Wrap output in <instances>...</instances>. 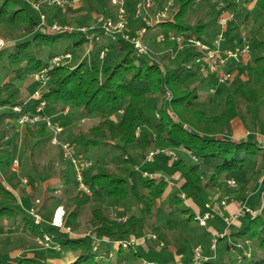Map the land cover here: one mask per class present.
Listing matches in <instances>:
<instances>
[{
	"label": "trees",
	"instance_id": "obj_1",
	"mask_svg": "<svg viewBox=\"0 0 264 264\" xmlns=\"http://www.w3.org/2000/svg\"><path fill=\"white\" fill-rule=\"evenodd\" d=\"M102 1L111 3V0ZM193 1L179 0V8L172 19L156 25L167 28V32L196 36L207 41L206 26L198 25L194 28L183 24L189 5ZM217 1L226 12L233 16L238 15L240 0ZM249 1H253L257 15H263L262 23L254 30L255 35L262 36L264 0H245V3ZM31 9L33 10L22 0H0V23L22 24V30L26 34L24 39L17 41L8 61L9 68L20 79L25 76L26 70L36 74L44 68H49L50 58L58 55L56 45L61 38L83 35L82 39L65 50L73 54L87 42L86 35L81 32L56 34L40 28L41 17L32 13ZM253 15L248 13L246 18L255 20L257 16ZM234 27V22H230L226 29L227 45L233 40ZM101 50L106 51L103 59L100 57ZM238 66L243 67L241 73L244 78L225 95L220 112L210 115L199 107L205 103L203 101L205 98L198 93L197 86L190 89L186 85L187 80L197 73V70L184 76L185 63L163 67L149 56L136 54L132 44L124 37L112 41L106 39L99 30L98 35H94L90 55L83 57L74 67L57 65L51 68V80L43 95L47 101L45 112L53 116L54 120H63L69 115L77 121L90 117L98 118L86 130L79 129L75 133L72 144L74 151L78 157L93 158L94 151L105 150L106 154L108 153L106 156L95 155L96 170L90 175L86 174L87 182L95 193H103L112 199H134L137 214L125 220L111 219L103 209L95 208L90 219L94 235L89 233L83 237H73L71 234L78 228L80 209L94 203L92 194L80 193L68 199L67 212L61 227L43 221L37 223L23 208L17 195L24 194V190L21 186L22 178L14 168L17 151L8 134L9 121L14 122L10 126L11 129L18 124V114L11 111L3 114L8 117V123L0 126V220H12L15 228L28 230L40 237L48 236L52 238L53 244L59 245L60 248L74 250V258L65 264H100L103 253L101 249L110 252L108 249L110 244L129 241L130 236L148 233L155 235L156 238H147V245L143 246L147 247L149 252L163 250L161 261L165 264H174L170 252L166 251L171 241L160 223L162 207L157 206L158 200L162 199L169 187L170 179L182 180L181 189L190 194V199L199 209L197 213L204 215L209 210L207 204H212L213 209L214 202L210 199L209 203L203 205L198 203L201 192H209L211 198L210 192L213 189H224L227 177L242 174L239 181L242 183V189L249 186L250 191H253L259 187L257 199L252 206L259 212L256 216L247 214L250 218L245 223L236 221L230 226H227L224 214L214 213L207 221L206 227L209 228V233L215 234L217 243L227 242L225 255L218 259L211 254L207 255L208 258L203 264H235V260L229 257V252L236 254L237 261L264 264V257L257 251L252 252L248 258L245 247L238 244L240 241H251L258 249L264 251V180L261 181L264 165H255L251 177L245 174L249 157L262 152L255 140L236 141L226 136L233 122L245 114L248 106L264 99V39L253 46L251 61L238 63ZM237 74L239 73H234L233 78ZM203 81L212 83L215 80L204 77ZM166 90L170 91L171 100H167ZM22 92V89L12 81L1 84L0 108L12 109L14 106L22 105L24 111H29L22 98ZM209 103H212L211 98ZM67 107L70 110L65 114L64 110ZM39 125L36 129L26 127L25 138L37 140L50 138L51 133L46 125ZM108 146L122 152L111 157ZM131 148L139 150V155L156 148L181 149L186 154L196 157L197 162L171 158L170 163L168 156L159 154L155 162H149L145 167L141 165L142 170L155 176H144L136 169L140 166V157L129 152ZM107 164L113 165L116 171H110ZM207 164L214 166L209 177H206L203 168V165ZM66 179L69 180L67 177ZM175 190L177 191L174 192L170 208L175 205L179 212L188 215L184 221V225H188L195 220L196 211L187 206L180 208L179 204L183 203V200L178 188ZM244 214L241 217H245ZM216 220L224 223L223 228L227 230V232L223 230L226 233L224 236H220L223 231L214 230V233L213 226ZM97 239L100 240L99 243H96ZM233 239L236 240L235 243L232 242ZM160 243H163L165 248H161ZM138 247L140 244L134 243L125 249L119 244L117 259H120V254L128 249H131L132 256L140 257L141 253L135 249ZM178 250L180 248H177ZM185 257L184 263L191 264L193 256ZM158 263L160 264V261ZM16 264L48 263L34 257H20Z\"/></svg>",
	"mask_w": 264,
	"mask_h": 264
},
{
	"label": "rangeland",
	"instance_id": "obj_2",
	"mask_svg": "<svg viewBox=\"0 0 264 264\" xmlns=\"http://www.w3.org/2000/svg\"><path fill=\"white\" fill-rule=\"evenodd\" d=\"M22 1L30 5L33 8V10L31 9V12L35 13V15H37L38 17L44 15L45 21L50 24H54L55 22H57L62 25L87 29V32L84 33L86 35L87 42L83 43V46H81V48L77 50V53H72V58L67 64H65L66 66L70 67H74L81 61L83 57H85L86 55H90L93 39L90 40L88 37H93L95 34L98 35L99 30L101 29L99 28V17H115L117 16L118 11L121 7V5L114 4L113 0H111V3L109 4L103 2L102 0H80V2L72 3L66 8L55 7L47 3L46 0ZM169 1H172L173 3L166 12L167 17L165 18L161 15V11H163V8L168 4ZM38 5L40 6L38 7ZM139 5L142 6L140 11ZM179 5V0H124L123 6L125 8L126 19L128 21L127 36L130 38L135 37L142 28H145L148 31L152 27H158L156 23L171 20L173 14L178 10ZM35 6L37 8H35ZM256 11L257 10L254 7L253 1L245 3V0H240V9L238 15H232L233 18L231 22H234L235 27L233 29V40L231 43H229L230 46L234 47L240 44L241 39L246 38L248 41H250L251 47L253 48V46L256 45L258 41L264 39V35L257 36L254 33L255 28L263 21V15L259 14L258 16ZM225 13L229 14L221 5H219V2L217 0H194L189 5V11L187 17L183 21V24L193 26L194 28L198 25L206 26L205 33L208 39L207 42H213L219 32L223 30L219 22L221 17L224 16ZM248 13L251 15L255 14V16H257L256 19H247L246 16ZM229 23L225 27V35ZM170 33L176 32H167V30H165V32L159 33L157 37V43L153 41L154 39L150 41L149 37L145 35L144 42L150 50L149 57L157 61L163 67L165 65L174 67L185 63V70L183 74L184 76H187L191 71H196V64L193 57L194 50L192 49V47L181 50L178 49L177 43L175 41L166 42V40H162V36H164V38H169ZM118 35L119 37H124L120 33ZM24 37H26V34L22 30V24L12 25L7 22L0 23V85L5 83L6 81L14 82L23 91L22 98L26 104L27 109L29 110V113H34L38 102L37 100L32 98V95L38 90L43 92L46 91L51 80V68H54L56 65L51 64L53 58H50L51 65L48 68L49 80L47 82V85H43L38 82L34 77L35 74L31 73L29 70H26V74L22 79L18 78L16 74L9 68L8 61L10 53L15 49V44L17 43V41L24 39ZM82 38V34H76L70 37L61 38L56 45V53L63 54L67 47L73 45L76 41ZM105 38L107 39L108 37L105 36ZM226 42L228 43V40ZM166 50H168V53L166 52ZM172 50L175 51L174 56H172L169 52ZM232 65H234V67L238 66V64L235 62H233ZM232 71L234 72V70ZM242 71L243 67H239V69H237V72L239 74L235 75L234 78L224 84H218L216 78H214L213 76L205 75L197 71V73H195L189 78V80H187L186 85L190 89H193L197 86L198 93L205 98L203 99L205 103L199 107L206 110L210 115H215L220 112L221 104L225 95L230 92L242 78H244L243 73H241ZM204 77H207L208 79L213 78L215 81L212 83H209V81L204 82ZM167 92L168 90H166L165 96L167 100H169ZM210 98L212 99L211 104L209 103ZM11 111L12 109L10 107L0 108V126L7 124L9 120L8 117L5 115L3 116V114ZM155 113H157V111ZM97 120V117H90L77 121L76 119L70 117V115L63 120H55L56 123H58L60 126H63L65 129L62 135L58 137V141L66 140L69 141L72 145L74 143L73 137L75 133L79 129L86 130ZM236 120L237 123L236 121L233 122L231 130L226 134V136L234 137L235 135L233 134V131L235 132L238 124L244 133L242 136H239L237 138L238 140L236 139V141L245 139L255 140L257 141V143H259L260 150L262 152L257 156L249 157V163L245 168V174L248 177H251L255 165H264V140L262 139L264 137V99L256 104L248 106L245 114L242 117L237 118ZM9 122V139L13 143L17 151L16 159L14 160V168L19 172L22 178L21 186L24 190V194L17 193V195H19V201L22 206L29 203L30 207H28V209H26L24 206L23 208L30 215H32V212H35L40 215L41 221L61 227L64 222L63 218H65L67 212L68 199L71 196L83 193L79 190L76 183L74 164L70 160L63 159L60 144L53 141L52 133L49 128L46 127L47 130L51 133V136L48 139H26V127L36 129L40 125H28L25 127H21L16 123L15 127L11 129L10 126L11 124H14V122ZM15 128L18 129L16 130ZM108 150L109 154L112 155L111 157H115L122 152L120 149L113 150L111 146H108ZM162 150L171 151L176 154V157L174 158L169 157L166 154V157L168 156V159L170 158L169 162L171 158H173V160L183 158L187 162L191 163L197 162V159H195L194 156L186 154L181 149L156 148L139 155V150L131 148L129 152L136 156L139 155L140 166L136 167V169L140 170V172L144 175V172L146 171L142 170L141 165L144 167L147 166V163L149 162H147L146 160L150 153L160 152ZM97 151H94V157L95 155H98V157H102L108 154H106L105 150L98 152ZM158 155L159 154H156V156H154V158L152 159V163L158 160ZM94 157H80L92 163V165L85 170V175H90L91 173L95 172L96 169L94 168ZM16 160H18L19 162L18 166L15 164ZM84 162L85 160H81L80 165H84ZM107 167L110 169V171H116L115 167L111 164H107ZM213 167V164L203 165L206 177L212 175ZM175 175L178 177L177 173ZM66 177L69 179L68 181ZM263 178L264 170L261 175V181ZM241 179L242 174H234L233 176L227 177L225 179L226 185L223 190L213 189L210 192H217L219 194L214 196L212 199V202H215L214 205L219 208H225L226 206H228L226 200V196L229 195L228 193L240 194V203H242L241 206H239L235 212H230L229 216L226 218V221L229 218L231 219L232 216H235L238 213H242L241 209L243 207H245L246 209L250 208L252 210V206L257 199V195L252 197L251 200L250 198L245 199L247 193L250 192V188H248L249 186H247L246 189H242V183L239 182ZM229 180H235L237 183L235 185H230L228 184ZM28 185H31L34 191L33 195H31L30 198H27L26 186ZM181 185L182 180L170 179L169 187L167 188L166 193L164 194L162 199L158 200L157 202V206L162 207V219L160 223L162 224L163 230L166 232L168 238L171 241V245L167 248L166 251L169 253L171 248V251H176L177 248H180V250H178V253H182L185 256L190 255L192 257L195 248L201 246L205 256H209L211 254V256H215V259L223 257L225 255L227 242L220 241L219 243H217L215 241L216 248L212 250L211 248L212 243L214 242L213 240L216 239L215 234L209 233V228L204 225L207 224V221L214 216V213L221 211L217 210L216 208L212 209V206H210L207 212H210L212 217H210L205 222L204 219L198 221L196 217L197 215H199L197 213L199 209L197 208V205L190 199V194L185 189H181ZM175 188H178L179 195L183 200V203L179 204L180 208H185V206H187L189 208H193L194 211H196L195 220L189 222L188 225H184V221L188 215H184L179 212L175 205H173V207L171 206L172 208H170L174 192L177 191L175 190ZM183 193H185L186 197H183ZM91 194L93 195L94 203L85 205L80 209V215L77 221L78 228L75 231H72L71 235L73 237H83L88 235L89 233L94 235V227L90 224V219L92 217V211L95 208L103 209V211L111 219L125 220L131 215L137 214L138 212L136 201L132 198L127 200L112 199L111 197L103 193H95L94 190H92ZM209 195L210 194L207 191L201 192L198 203H200L201 205H203L204 203H209V200L211 199ZM59 209H62L63 216L61 215L60 221L56 222V214ZM244 215L245 217H242L240 220L243 223H245V221L250 218L247 213H245ZM239 218L240 217H237L234 222H236ZM215 222L216 223L213 226V231H223L224 223H220L217 220ZM14 226L15 225L12 220H0V264H16L17 259L20 257H34L39 261L47 262L48 264H65L68 260L74 258V250H64L60 248L59 245L53 244L52 238L49 237L50 240H47L46 236L40 237L28 230L18 229ZM21 227H23V225H21ZM224 231L222 232V234L224 233ZM225 234L226 233H224V235ZM151 237L156 238L155 235H152L150 233L140 236H130L133 241L132 243L140 244V247L135 248L141 253L140 257L132 256L131 249H128L124 250L122 254H120V259H117L120 242L118 241L110 244L108 246L110 252L106 250L102 251L101 249V252L103 253L101 255L100 264H159V261L160 264H165L163 261H161L164 253L163 250H151V252H149L147 247L143 246L147 245L146 240L147 238ZM235 241V239L232 240V242L234 243ZM96 243H98V241H96ZM238 244L242 245L246 249L247 244L245 241H240L238 242ZM250 245L252 246V252L257 251L260 256L264 257L263 250L258 249V246L251 241ZM181 246L183 247L181 248ZM129 247L130 245H128L126 248ZM160 247L165 248L163 243H160ZM229 257L235 260V264H251L250 261H237L236 254L234 253L229 252ZM191 264L193 263L191 262Z\"/></svg>",
	"mask_w": 264,
	"mask_h": 264
},
{
	"label": "built area",
	"instance_id": "obj_3",
	"mask_svg": "<svg viewBox=\"0 0 264 264\" xmlns=\"http://www.w3.org/2000/svg\"><path fill=\"white\" fill-rule=\"evenodd\" d=\"M151 1V0H150ZM47 3L58 7V8H66L67 6H70L72 3H78L80 0H46ZM124 0H113L114 4L121 5L120 10L118 11L117 16L115 17H105V16H100L99 17V22L101 28V32L104 34V36L108 37L112 41H115L119 37V33L124 36L125 39H127L133 46V49L136 54L141 55V56H149V48L145 44V35L147 33V29L142 28L138 32L137 36L135 37H128L127 36V19H126V11L123 6ZM120 3V4H119ZM172 1H169L168 4L163 8V11H161V15L166 16V12L168 11L169 7L172 5ZM40 5H38L39 7ZM141 5H139V11L141 9ZM35 8H37L35 6ZM160 15V14H159ZM233 16L232 14H227L225 13L224 16L221 17L220 19V26L222 27L223 30L219 32L217 35L216 39L213 42H207L202 39H199L196 36H185L182 34H176V33H170L169 38H164L162 36V40L167 41H175L177 43L178 49H186L188 47H192L194 50V60L196 64V70L199 73L205 74V75H210L216 78L218 84H224L228 81H230L233 78V69H231V65L233 62L235 63H242L246 61H250L252 58V47L250 44V41H248L246 38L241 39L240 44L236 46H230L227 45V37L225 35V27L226 25L231 22ZM40 28H43L47 31H50L52 33L60 34V33H68L72 34L75 32H81L85 33L87 32L86 28H81V27H74V26H68V25H62L60 23L55 22L54 24H50L45 21L44 15L41 16L40 19ZM162 20V19H161ZM158 20V21H161ZM164 20V19H163ZM93 30V29H92ZM90 40L94 38L88 37ZM99 39V37H97ZM170 54L172 56L175 55V51H170ZM106 56V51L101 50L100 52V57L103 59ZM72 58V53L66 52L63 54H58L55 55L51 61L52 65H65L67 64L70 59ZM48 68H44L43 70L37 72L34 77L35 79L40 82L43 85H47V82L49 80V75H48ZM45 92V91H44ZM43 91H36L33 95L32 98L37 100L38 104L36 106V109L34 113H29V111H24L23 106L17 105L12 108V111L16 114H18V124L21 127L25 126H30V125H39V124H45L47 128L51 130L52 133V138L53 141L56 143L60 144L62 156L64 160H70L74 164V171H75V179L77 186L80 191H82L85 194H91L92 189L90 185L87 182L86 175H85V170L92 165L91 162H89L86 159H82L78 157L74 151L73 146L69 141L63 140V141H58V137L62 135L64 132V127L60 126L58 123L55 122L54 117L48 115L45 112V108L47 106V101L44 99ZM167 96L169 100L171 99V93L168 91ZM26 105V104H25ZM69 108H66L64 110V113L69 112ZM156 154H167L169 157H176V154L167 151V150H162L160 152H152L149 154L147 158V162H152L154 156ZM197 159L196 157H194ZM85 160L84 165H80V161ZM15 164L18 166L19 162L18 160L15 161ZM144 176H150L153 177L155 174L149 173V172H144ZM264 180V178L262 179ZM237 182L235 180H229L228 184L230 185H235ZM183 197H186L185 193H183ZM215 204V202H214ZM212 206V204H207V207L209 208ZM242 213H238L235 216H232V218L227 220V226H230L234 220L237 217H241L244 213L251 214L252 216H256L258 214V209H250V208H245L243 207L241 209ZM33 217L35 218V221L37 223L41 222L40 215L32 212ZM63 216V215H62ZM211 216L210 212H206L204 215H197L196 219L198 221H201V219H204V222L207 221ZM204 224V223H203ZM206 225V224H204ZM227 232V230L225 231ZM220 236H224L223 234H220ZM47 240H50L48 236H46ZM99 241L100 240H96ZM212 243V250L216 248L215 241ZM132 239L129 241H120V244L122 246L127 247L128 245H132ZM246 250L245 254L248 258L251 257L252 255V246L250 245V241H246ZM208 256H205L203 253V249L201 246H198L194 250V254L192 257V263L193 264H203L205 259H207Z\"/></svg>",
	"mask_w": 264,
	"mask_h": 264
},
{
	"label": "crops",
	"instance_id": "obj_4",
	"mask_svg": "<svg viewBox=\"0 0 264 264\" xmlns=\"http://www.w3.org/2000/svg\"><path fill=\"white\" fill-rule=\"evenodd\" d=\"M149 28V27H148ZM165 30H167V28L165 27H152L151 29H149L146 33L147 37H149L150 41H152V39H154L153 41H155V43H157V37L159 33L165 32ZM134 32V31H133ZM170 32V31H169ZM146 37V38H147ZM166 52L168 53V50H166ZM170 52V51H169ZM240 66H236L234 67V65L231 67V69L234 70V73H237V69H239ZM237 123V120H235ZM243 131L241 130V128L239 127V125L237 124V128L235 130V132L233 131V134L235 135L234 137H231L232 139L236 140L239 136L243 135ZM264 140V137L262 138ZM238 140V139H237ZM264 142V141H263ZM183 186V182L182 185ZM259 188V187H258ZM253 191H250L249 193H247V195L245 196L247 198H250V200L252 199V197H254L257 193V189ZM26 190H27V198L31 195H33V187L31 185L26 186ZM214 193V194H213ZM211 199H213L214 196L219 195L217 192H212L211 193ZM240 194H229L228 196H226V200L228 203V206H226L225 208H219L217 206L214 205V208H216L217 210H220L221 212H217L220 215L224 214V218H227L230 214V212H235L239 206H241L242 203H240ZM248 204V203H247ZM26 209H28L29 203L23 205ZM242 217H240L237 221H239L238 223H240ZM215 233V231H214ZM172 248L170 249V254L172 256V260L174 261V264H185L184 260H185V256L182 253H178L179 251H171ZM72 260V259H70ZM68 260V261H70ZM67 261V262H68Z\"/></svg>",
	"mask_w": 264,
	"mask_h": 264
},
{
	"label": "bare ground",
	"instance_id": "obj_5",
	"mask_svg": "<svg viewBox=\"0 0 264 264\" xmlns=\"http://www.w3.org/2000/svg\"><path fill=\"white\" fill-rule=\"evenodd\" d=\"M61 215H62V209H59L57 214H56V222L60 221Z\"/></svg>",
	"mask_w": 264,
	"mask_h": 264
}]
</instances>
